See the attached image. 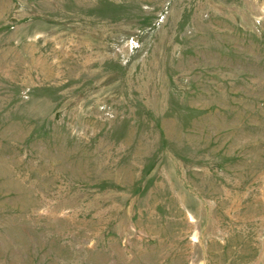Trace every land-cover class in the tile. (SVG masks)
I'll list each match as a JSON object with an SVG mask.
<instances>
[{
	"label": "rangeland",
	"instance_id": "374dc122",
	"mask_svg": "<svg viewBox=\"0 0 264 264\" xmlns=\"http://www.w3.org/2000/svg\"><path fill=\"white\" fill-rule=\"evenodd\" d=\"M0 264H264V0H0Z\"/></svg>",
	"mask_w": 264,
	"mask_h": 264
}]
</instances>
